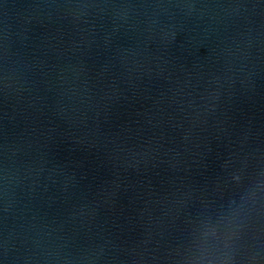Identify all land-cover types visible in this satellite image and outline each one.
<instances>
[{
  "label": "water",
  "instance_id": "water-1",
  "mask_svg": "<svg viewBox=\"0 0 264 264\" xmlns=\"http://www.w3.org/2000/svg\"><path fill=\"white\" fill-rule=\"evenodd\" d=\"M0 264H264V0H0Z\"/></svg>",
  "mask_w": 264,
  "mask_h": 264
}]
</instances>
